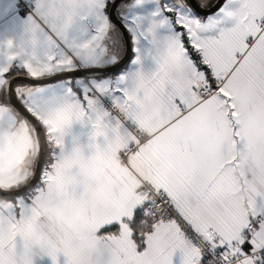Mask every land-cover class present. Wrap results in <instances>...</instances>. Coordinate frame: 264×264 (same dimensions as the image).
I'll list each match as a JSON object with an SVG mask.
<instances>
[{
    "label": "snow or ice",
    "instance_id": "6c2138e0",
    "mask_svg": "<svg viewBox=\"0 0 264 264\" xmlns=\"http://www.w3.org/2000/svg\"><path fill=\"white\" fill-rule=\"evenodd\" d=\"M0 264H264V0H0Z\"/></svg>",
    "mask_w": 264,
    "mask_h": 264
}]
</instances>
